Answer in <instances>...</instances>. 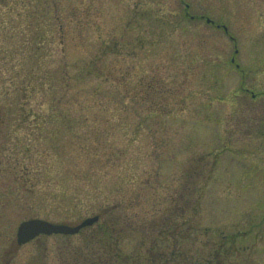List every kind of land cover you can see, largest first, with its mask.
<instances>
[{"label":"rangeland","instance_id":"obj_1","mask_svg":"<svg viewBox=\"0 0 264 264\" xmlns=\"http://www.w3.org/2000/svg\"><path fill=\"white\" fill-rule=\"evenodd\" d=\"M63 32L53 96L39 43ZM0 104L2 181L25 177L26 209L148 224L195 183L202 256L179 264H264V0H0Z\"/></svg>","mask_w":264,"mask_h":264},{"label":"flooded vegetation","instance_id":"obj_2","mask_svg":"<svg viewBox=\"0 0 264 264\" xmlns=\"http://www.w3.org/2000/svg\"><path fill=\"white\" fill-rule=\"evenodd\" d=\"M24 178L12 177L9 183L16 184V188L10 190L11 186H5L9 183L2 180L11 177L2 176L0 166V264H179V259L185 258V248H199L201 255L199 239L194 241L193 247H186L185 240L186 216L192 209L189 198L196 194L195 183L188 182L177 197L170 198L172 206L165 216L156 217L161 213L156 208L154 220L148 224L120 225L100 217L96 224L76 234L41 233L22 243L19 231L28 221L42 219L77 226L73 222L42 218L39 208L31 210L27 205L26 209V197L30 193L26 192ZM127 235L131 243L129 249L123 243ZM78 237L83 241L77 240Z\"/></svg>","mask_w":264,"mask_h":264},{"label":"trees","instance_id":"obj_3","mask_svg":"<svg viewBox=\"0 0 264 264\" xmlns=\"http://www.w3.org/2000/svg\"><path fill=\"white\" fill-rule=\"evenodd\" d=\"M55 19H57V21L60 20L59 17L58 18L56 17ZM59 27L62 33L63 24L60 23ZM51 40H52L51 43H39L41 46V50L44 48H48L51 51L49 52V54H45L41 57V60H39L40 65L38 63L37 64L40 66V69H42V71L46 72V74H42L41 78L44 80L45 83L48 84L49 88L54 91L52 92L53 96H56L61 88L65 90L66 87L70 86L69 81L67 80V76H68L67 73L69 72L71 63L69 62V58L67 57L68 51L66 48V40H65L64 32L59 36L58 34L56 35L54 34ZM27 48L29 49V44L27 45ZM8 55L10 59L9 62L11 64L14 65L20 63L19 62L20 59L18 58L17 52L15 50H13L11 53H8ZM163 93L164 91H161V94ZM46 96L48 97V95H44L45 100L48 99ZM64 98L65 95L61 94V97H59L58 100L63 101ZM32 110L33 108L30 109V111ZM4 111H5L4 104H0V114H3ZM3 121L2 118L0 117V130H2ZM201 256H202V252H201Z\"/></svg>","mask_w":264,"mask_h":264},{"label":"water","instance_id":"obj_4","mask_svg":"<svg viewBox=\"0 0 264 264\" xmlns=\"http://www.w3.org/2000/svg\"><path fill=\"white\" fill-rule=\"evenodd\" d=\"M209 22H211L209 20ZM98 217L89 218L83 221V223L77 227H70L66 225L52 224L43 220H32L25 222L19 231L20 242H26L41 233H62V234H76L82 228L93 225L98 221Z\"/></svg>","mask_w":264,"mask_h":264}]
</instances>
